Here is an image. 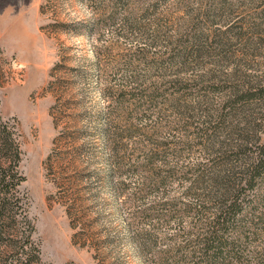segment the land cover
<instances>
[{"label": "rangeland", "instance_id": "rangeland-1", "mask_svg": "<svg viewBox=\"0 0 264 264\" xmlns=\"http://www.w3.org/2000/svg\"><path fill=\"white\" fill-rule=\"evenodd\" d=\"M259 86L264 0H0V115L45 264H264V163L239 236L211 259L199 240L217 175L244 181L264 144V98L216 113Z\"/></svg>", "mask_w": 264, "mask_h": 264}, {"label": "trees", "instance_id": "trees-1", "mask_svg": "<svg viewBox=\"0 0 264 264\" xmlns=\"http://www.w3.org/2000/svg\"><path fill=\"white\" fill-rule=\"evenodd\" d=\"M255 98L259 101L263 100L264 87L259 86L256 90L248 88L245 91L236 89L233 100L225 103L223 109L217 111L214 120L218 123H225L224 120L232 108L239 110L242 104H247L248 110L256 109V106L250 107L251 100H255ZM261 120L264 122V115L261 116ZM250 123V120L246 121V125L238 132L241 133L242 142L237 146L238 151L242 153L246 148L252 150L250 146L256 141L253 139L258 138L253 135L252 132L256 130ZM243 130L247 131L243 133ZM226 147H231L230 141L219 140L216 151L218 155H222L220 150H225ZM263 149L264 144L256 145L253 151L256 153L255 159L245 164L247 166L244 181L236 177L231 166L227 167L225 168L226 173L217 175L218 183L215 190L206 194V197L212 199L214 204L215 201L217 202L215 215L212 216V219L200 223L205 228L203 237L199 240L203 241L200 242L204 244L208 259L221 255L223 250H227V245L233 243L234 240H230L227 236L233 237L236 234L239 236L241 233L236 219L242 213L243 198H240V195L245 189L240 186V183L243 182V185H247L249 188L254 186V180L260 175V168L264 163ZM21 153L18 128L0 115V264H45L41 258L40 245L34 237L35 227L26 210L28 196L21 188V184L25 180L20 172ZM153 246L147 247L148 250L153 249Z\"/></svg>", "mask_w": 264, "mask_h": 264}]
</instances>
